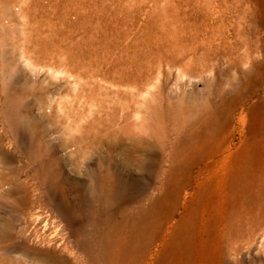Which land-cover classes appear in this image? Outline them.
Wrapping results in <instances>:
<instances>
[{
	"label": "rangeland",
	"instance_id": "374dc122",
	"mask_svg": "<svg viewBox=\"0 0 264 264\" xmlns=\"http://www.w3.org/2000/svg\"><path fill=\"white\" fill-rule=\"evenodd\" d=\"M205 1L0 0V264H157L161 241L117 212L164 194V241L182 243V264H264V185L223 259L211 210L234 162L256 160L264 179V20L254 51L231 49L235 3ZM49 199L69 227L30 219Z\"/></svg>",
	"mask_w": 264,
	"mask_h": 264
},
{
	"label": "bare ground",
	"instance_id": "6f19581e",
	"mask_svg": "<svg viewBox=\"0 0 264 264\" xmlns=\"http://www.w3.org/2000/svg\"><path fill=\"white\" fill-rule=\"evenodd\" d=\"M232 1L235 4L233 6H230L229 7V11H231L234 14V16H235L234 23H233V29L235 28L234 30H236L235 31V38H236V40L234 42L233 48H231V49H238L240 46H242L245 49V51L249 54V52L251 50L254 51V45L253 46L251 45V43L253 42V40H252L251 43L248 40H247L248 42L246 41V39H248L247 38V35H249L250 33H252L254 31V27H256L257 24L260 21L264 20V7L261 6V8H260V4L257 2L258 0H232ZM189 2H188V4H189ZM206 2L207 1H205V3ZM215 2H216V0H215ZM207 3L210 4L212 2H211V0H209V2H207ZM247 3L248 4L249 3H254L255 7L253 9H251V11H250L249 10L250 8L247 6L248 5ZM208 6H207V8H208ZM50 8H52V7H50ZM167 11H169V10H167ZM100 17H101V15H100ZM186 21H187V19H186ZM56 22H57V20H56ZM189 29H192V28H189ZM92 30H90V31H92ZM196 30H198V29H196ZM198 35H199V33H198ZM259 41H260V39H259ZM85 43H86V41H85ZM252 44H254V42ZM259 46H260V44H259ZM255 51H257V50H255ZM243 55H242V57H244ZM247 56L249 57L250 55H247ZM83 59H85V58H83ZM238 59H239V57H238ZM240 59H239V62H240ZM230 61H233V60H230ZM234 90H235V93H236L237 90L235 88H234ZM252 93H253V90L250 91V92H248V95H250ZM238 97H241V96H239V94H238ZM236 104H237V101L234 100L233 103H232V106L234 107ZM260 106H261V108H263V110H262L263 111L262 112L263 117H262V120H261V126H264V97H263V99L260 102ZM263 139H264V131H261L259 133V136H258V142L261 143V141ZM37 153H39V156H40V152H37ZM32 157H33V155H32ZM255 161L256 160H251L250 162H244V161L238 160V161L234 162V165H233V167L231 169V174L232 175L230 176V179L228 180V182H226V179L224 178V176H221V177H219L217 179L216 183H214L213 191L216 193L215 194L216 195V199L214 198V202L212 204L211 210H212V213H214V216H213L214 218L213 219L215 220L214 223L216 225V237H217V240H218L217 245H218V248H219L218 251H219V255H220V257L222 259H223L224 254H225L224 248H223L224 242H227V243H233L234 242V243H236L238 241V238L240 236L241 237H244V235L246 233V230H244V229L241 230L243 228V226L241 225L242 224L241 223L242 222V219H243V217L245 215V212L247 211L248 206L251 205V203H249V204L247 203V199L246 198L248 196L254 195V193H255V197H256L254 199L256 201L255 203L257 204V206H261L260 197H261V194H262L261 188L264 185V179L262 180V179L259 178V176L257 177V174L262 175V172H261V169H260V171H258L260 165L258 163H256ZM41 168L42 169L43 168L46 169V167H44V166H42ZM45 169H43V170L45 171ZM263 169H264V167H263ZM35 171H40V169L39 170H35ZM49 171H50V168H49ZM40 172H42V171H40ZM176 172L177 173L172 174V176H171V179H170V182H169L170 187H174L177 184L178 177H179V172L178 171H176ZM38 174H36V175H38ZM41 174L44 175V176L42 175V177L40 175V177L43 179L42 182H44V180H46V178L44 179V177H46L45 176L46 173L45 172L44 173L42 172ZM47 176H48V174H47ZM36 178H37V176H36ZM55 178H56V176H55ZM231 180L233 182L230 183ZM42 182H41V184H44ZM101 187H102V191L103 192L109 193L111 191L112 187H113V183L107 177H103V179L101 181ZM43 188H44V186H43ZM43 188H41V189H43ZM46 190L47 191H50V190H48V188ZM214 192H213V194H214ZM226 193H228L229 195L226 196L225 195ZM46 194H45V196H46ZM47 195L49 197V192H48ZM166 195L168 197V194H166ZM174 198H175V201H174V204L173 205L176 204V200L178 199V197L175 195ZM50 199L49 200H45L43 203L42 202L40 203V201H39V203L32 201L33 203H31L29 205V209H28V215H29V217H31L30 219H33L34 222H39L40 219H41V217H46L45 218L46 220L42 224L43 225L42 229L43 228L45 229L46 226H47V224H50L51 226H53L55 228V231H58V230L62 229V227L64 226L63 224H65V223H66V226L69 227L70 225L67 222L66 218L65 217H61V216H58V214L56 213V210L57 209H55V207H54V204L56 202L55 203L53 202L54 203L53 204L51 202L53 200H50ZM167 203L169 204V202H167ZM201 203H203V202H201ZM109 206H111V204ZM164 206H166V196H165V194H164L163 197L158 198L156 201H154V200L153 201H149V203L147 205H144V204L139 205L138 208L136 210H134V211H129V210L125 209V208L124 209H120L117 212V214H119V221H118V223L119 222L120 223L125 222V223H129L130 224V228H133V229H135L137 227L140 228L141 231H142V234L140 236L143 239L146 240V243H147L148 246L153 245V243L156 240H160L161 241V245H162V249H163V254L161 255V260L159 259L158 262H157V264H182L183 263L182 262V256H181V250L183 248L182 247L183 246L182 243L180 241H178V242L174 241V242H169V244H168L166 241H164V237H165L166 233H168L167 232V229L165 228L166 227L165 225H166L167 219L165 217H162L161 215H158V209L160 210ZM36 212H38V213H36ZM203 213H204V209L202 207V213H201L202 220L204 219L203 218ZM42 215H44V216H42ZM59 217H60L59 224H57V221H58L57 219ZM105 219L107 221L109 220L108 217H105ZM186 223H188V219L187 220H182V224L186 225ZM204 227H206V226H204ZM147 229H148V231L146 232ZM238 230H239V232H238ZM110 235L111 234H108L107 235L106 233H102V236H100V240L103 241V240H106V238L110 239ZM72 237H74L73 234H69V236L67 238L68 242H70V239ZM180 237H183V236H181V234H180ZM78 239H80V238H78ZM179 239H182V238H179ZM168 241H170V240H168ZM86 243H87V241H86ZM183 243H185V242L183 241ZM224 247H225V245H224ZM62 250H64V248ZM62 252H64V251H62ZM53 261L56 264H67V262L64 259L60 258V257L59 258L53 257Z\"/></svg>",
	"mask_w": 264,
	"mask_h": 264
}]
</instances>
